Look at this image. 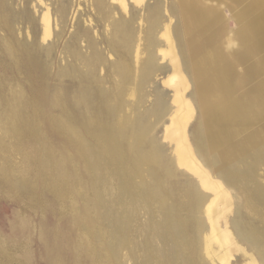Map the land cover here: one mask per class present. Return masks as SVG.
Masks as SVG:
<instances>
[{
    "label": "rangeland",
    "instance_id": "374dc122",
    "mask_svg": "<svg viewBox=\"0 0 264 264\" xmlns=\"http://www.w3.org/2000/svg\"><path fill=\"white\" fill-rule=\"evenodd\" d=\"M126 1L0 0V264H215L213 195L162 138L167 25L194 155L232 200L230 264H264V5Z\"/></svg>",
    "mask_w": 264,
    "mask_h": 264
},
{
    "label": "bare ground",
    "instance_id": "6f19581e",
    "mask_svg": "<svg viewBox=\"0 0 264 264\" xmlns=\"http://www.w3.org/2000/svg\"><path fill=\"white\" fill-rule=\"evenodd\" d=\"M113 2L118 3L122 10L127 12L128 3L126 0H113ZM133 2L137 5H143L145 0H133ZM249 5L251 9H254L256 12L262 8L264 5V0H254L251 1ZM251 15H253V13ZM254 19L252 18V20ZM42 24L44 26L42 40L48 41L53 36V21L50 9H48L43 15ZM169 26L170 25H167L163 36L168 43V50L165 52V56L166 58L170 57L171 59L173 65V74L168 77L165 83L169 84V86L171 85V88L173 86L175 90L174 104L177 106V110L173 115H171V124L169 123L170 126H168L167 129V140H170L175 144L176 153L180 164L179 167L182 166L194 174L193 176H197V178H199L202 182L203 190H207L213 195V199H210L211 201L206 208V215L211 224V232L205 237V257L215 264H230V259L232 258L233 252H240L243 250L236 241L233 233L227 227L228 215L232 212L233 208L232 200L222 184L218 181H215L210 176L208 171L198 162L190 144L187 132L189 122L194 117L195 110L193 104L185 98V92L187 89H189V85L186 77L182 74L180 60L178 59L175 51L174 43L169 31ZM164 50L165 49H163V51ZM222 221H224L226 224V229L224 230H222L220 227ZM216 248L219 250L217 251ZM243 252L245 251L243 250ZM248 257L250 261L247 264H257L255 258L252 255Z\"/></svg>",
    "mask_w": 264,
    "mask_h": 264
},
{
    "label": "water",
    "instance_id": "95a60500",
    "mask_svg": "<svg viewBox=\"0 0 264 264\" xmlns=\"http://www.w3.org/2000/svg\"><path fill=\"white\" fill-rule=\"evenodd\" d=\"M167 133H168V132H166V134H164L162 138H164V139H168V138H167ZM155 141L157 142L156 145H160L159 147H161V145H162L163 147H165L163 144L160 143V138H157ZM168 146H170V147L172 148V156H168L169 159H170V161H171L172 163H176V164L180 165V164H179V161H178V156H177V153H176V147H175V144L172 143V141L169 140V144H168ZM198 184H199V186H200L201 188H203L202 182H201V180H200L199 178H198Z\"/></svg>",
    "mask_w": 264,
    "mask_h": 264
}]
</instances>
